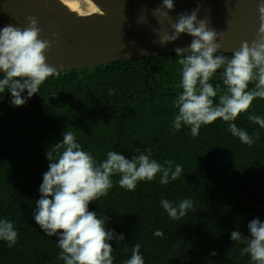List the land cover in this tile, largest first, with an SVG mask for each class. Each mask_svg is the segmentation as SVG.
Wrapping results in <instances>:
<instances>
[{
	"label": "trees",
	"instance_id": "obj_1",
	"mask_svg": "<svg viewBox=\"0 0 264 264\" xmlns=\"http://www.w3.org/2000/svg\"><path fill=\"white\" fill-rule=\"evenodd\" d=\"M178 59L166 54L58 73L20 107L12 105L10 91L0 94V220L13 222L19 233L11 248L0 240V264H64L59 237L47 236L33 214L49 170L47 153L57 158L55 144L66 130L98 162L109 151L131 160L136 149L150 148L161 165L171 160L173 169H183L167 185L158 174L135 191L121 188L120 176L113 175L107 197L90 203V211L107 217L106 228L124 237L109 241L114 264H124L137 243L145 264H253L250 255H241L247 245L234 242L231 233L251 238L249 222H264V128L248 114L234 121L253 137L252 146L219 119L195 138L188 126L175 131L174 100L183 92ZM221 72L210 83L225 91ZM22 95L27 98V90ZM250 114L264 118V99L253 101ZM162 199L174 206L190 199L196 211L173 220ZM157 230L163 236L154 235Z\"/></svg>",
	"mask_w": 264,
	"mask_h": 264
},
{
	"label": "clouds",
	"instance_id": "obj_2",
	"mask_svg": "<svg viewBox=\"0 0 264 264\" xmlns=\"http://www.w3.org/2000/svg\"><path fill=\"white\" fill-rule=\"evenodd\" d=\"M165 9L173 10L174 0H163V7L154 9L153 13L168 18ZM198 11L181 14L171 25L173 31L159 40L166 46L179 39L181 34L193 37L187 48L175 49L182 70L180 87L183 92L174 100L178 114L173 120V129L179 131L182 126H188L195 138L202 127L219 119L227 123L233 136L252 146L253 137L234 121L241 114H248L249 120L264 128V118L250 114L253 101L264 99V0L258 4L260 25L256 38L251 43L242 41L240 49L232 52L231 58L217 54L222 48L217 42L220 33L209 28L207 20L198 19ZM41 32L35 16L28 17L25 28L9 25L0 29V70L4 73L0 76V94L10 91L13 106H24L27 99L39 93L49 77L58 75L57 69L48 64L46 56L57 40L41 39ZM53 36L58 38L59 33H53ZM221 69L225 91L210 83ZM250 84L254 87L249 88ZM25 90L27 98L22 95ZM55 149L58 152L55 160L47 153L49 170L43 174L39 189L41 197L36 202L33 217L47 236L59 237V259L64 264H114V249L109 241H121L124 237L106 228L107 217H98L89 210L90 203L107 197L113 187V175L120 176L121 188L135 191L141 181H154L159 174V183L167 185L170 180H177L183 171L179 164L173 169L171 160L165 161L167 166H164L152 159L150 148L145 151L136 149L139 155L131 160L120 152L109 151L107 158L98 162L82 149L75 134L67 130L62 142L55 144ZM160 203L173 220H180L190 210L196 211L190 199L181 200L177 206L167 199ZM248 229L251 238L233 231L231 239L247 245L241 249V255H250L253 264H264V222L253 219ZM154 235L163 236V232L157 230ZM18 238L14 223L0 220V240L11 248L17 244ZM124 264H145L140 244H135L131 257Z\"/></svg>",
	"mask_w": 264,
	"mask_h": 264
},
{
	"label": "water",
	"instance_id": "obj_3",
	"mask_svg": "<svg viewBox=\"0 0 264 264\" xmlns=\"http://www.w3.org/2000/svg\"><path fill=\"white\" fill-rule=\"evenodd\" d=\"M88 1L95 12L73 10L62 0H0V29L9 25L25 28L28 17H37L40 38L57 40L46 53L47 62L63 73L175 54L177 47L187 48L193 37L184 33L166 46L159 40L173 31L171 25L181 14L196 9L198 19L207 20L208 27L220 33L217 42L222 53L239 50L242 41L251 43L260 25L261 0H174V9H165L168 18L153 13L163 7V0Z\"/></svg>",
	"mask_w": 264,
	"mask_h": 264
},
{
	"label": "bare ground",
	"instance_id": "obj_4",
	"mask_svg": "<svg viewBox=\"0 0 264 264\" xmlns=\"http://www.w3.org/2000/svg\"><path fill=\"white\" fill-rule=\"evenodd\" d=\"M69 8L79 12H95V6L88 0H62Z\"/></svg>",
	"mask_w": 264,
	"mask_h": 264
}]
</instances>
